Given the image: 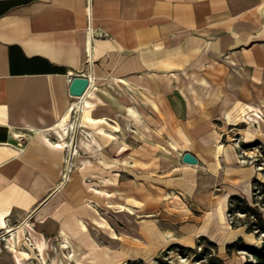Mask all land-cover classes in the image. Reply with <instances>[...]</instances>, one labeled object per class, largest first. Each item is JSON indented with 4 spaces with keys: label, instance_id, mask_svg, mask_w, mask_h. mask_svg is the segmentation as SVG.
Wrapping results in <instances>:
<instances>
[{
    "label": "crops",
    "instance_id": "crops-1",
    "mask_svg": "<svg viewBox=\"0 0 264 264\" xmlns=\"http://www.w3.org/2000/svg\"><path fill=\"white\" fill-rule=\"evenodd\" d=\"M74 76L89 78L81 96L69 93ZM250 142L264 146V0H0V264H17L8 242L21 227L23 264H122L163 249L164 238L191 237V247L197 236L244 252L227 245L259 241L224 213L260 179L239 159ZM186 151L196 163L182 161ZM128 156L133 166L121 163ZM96 176L123 185L133 228L97 211L112 196L98 207ZM143 183L151 199L164 191L179 205L178 226L162 234L152 216L144 231Z\"/></svg>",
    "mask_w": 264,
    "mask_h": 264
},
{
    "label": "rangeland",
    "instance_id": "rangeland-1",
    "mask_svg": "<svg viewBox=\"0 0 264 264\" xmlns=\"http://www.w3.org/2000/svg\"><path fill=\"white\" fill-rule=\"evenodd\" d=\"M85 117L88 120H91V121L94 120L89 115H85ZM74 118H75V113H72L69 115V120H74ZM98 120L105 121V119L103 118H100ZM72 125H73V121L67 124V128H69V133H68L69 141L68 142L71 147L68 158L75 152V149H73L72 147L74 146L72 145V143H73L74 130L76 129L75 128L76 125L74 124L75 126L73 128H72ZM118 127H119L118 124H115L113 126V128L115 129H117ZM96 129L98 133L105 135L109 137L110 139L115 138L114 134L106 130L103 124L101 123L96 125ZM146 142H149V141H146ZM119 144L120 142L118 138L110 142L111 149L114 151L116 150L114 152V155L117 152ZM149 144H150V147H149L150 152L151 151L153 152L156 150L159 151L161 149H164L165 147L164 145L156 144V143L154 144L149 143ZM237 149H238V155H239L240 161H243V163H247V164L254 166L256 171L259 172L260 181L264 182V146H262L260 143H257V142H250L249 145H245V146L238 145ZM143 158L144 160H146L145 156ZM146 158H150V157H146ZM153 158H155V154L153 155V157H151L152 160ZM79 160L83 163L86 161V157H80ZM136 162L137 161L132 156H128L124 158L123 160H121V163L126 166H133ZM142 166L145 167L144 164H142ZM111 175H116V176L119 175V168L116 167L115 169H113L111 171ZM99 176H96L97 183H94V186L90 187L89 190L92 191V193L96 195V200H98L100 204V206L98 207L103 206L102 196H105V197L112 196L110 198L112 206L107 207V209L105 210L102 208H100L99 210L97 208V211L100 213L102 217L104 215H105V218L109 217L111 219L110 222H112V224H114L116 227H118V225L124 224L125 226L127 225L129 228L130 227L133 228L134 221L129 216H126V215H129L130 210L127 207H125L127 202H126V199L122 200L123 194L120 192L123 185H121V183H103L102 177H99ZM103 184H105L106 188L110 189L111 191L109 192L108 190L104 189ZM149 186L150 185H148L147 183H143V185H141L140 188H137V190L140 193L138 195H140L141 197V200H140L141 204L138 210L135 211V213H137L138 216L136 217L138 219L140 218L142 219L144 231H147L148 229H150L151 221L149 219H151L152 216H154L153 218H157L154 222L157 221L159 223L160 228L165 227L164 225L166 223L174 224V226L175 225L178 226L182 222L181 212H178L177 210V206L179 205L176 203H172L173 201L169 202V198L166 196V193H164V191L161 193V195L159 194V196H155L154 199H151ZM240 197L244 198L245 201H247L249 205L256 207L257 211H261L262 215H264V195L259 194V193H256V195H253L252 193L251 196L246 197V196L240 195ZM178 202H180L179 199H178ZM232 203H233L232 208L235 211L234 212L232 211V213L229 212L228 211L229 205H228L224 213L226 223L231 227H244L247 230H249L248 223L250 221L251 216H246L244 213L238 211L241 208V203L239 201L234 200ZM95 204L98 205L97 202H95ZM126 206H129V205H126ZM157 208H159V211H158L159 214H157V211H156ZM174 214L176 215L180 214L179 216L177 215L180 219L174 216ZM120 221L123 224L120 223ZM92 228H94L95 233L98 235V232L97 230H95V227L93 226ZM24 229L25 227H21L15 233H13L8 242L9 243L8 248L11 251H13L15 261L17 264H23L24 258L28 256L27 251H26L27 254L25 256H20L18 254L19 250H24V249L22 248L20 249V247L19 249H17L16 246H14L16 242L17 243L19 242V239L21 237H24ZM159 231L162 234H164L165 232L163 228L159 229ZM149 232L152 233V230H150ZM251 232L252 234L255 235L256 240H258L259 242H260L261 236L264 237V235L260 233L256 235L254 230ZM182 240L186 244H192L191 237H185ZM169 241H170V238H164L162 239V242L160 243V246H162L163 249H159L157 252H154L153 254L150 253L151 255L148 252L144 251L142 258H139L138 260H133L132 262H124L122 264H183V263L207 264L209 261V258L214 257V256L219 257L220 259L225 261L227 264H233V263H236L242 260L243 258L245 259L247 258V253L245 251L244 252L242 251H231L230 252L229 251L228 253H226L225 251L221 250L217 246V244L212 242L208 237H204V236L196 237L195 244L191 246L192 250L187 249L186 248L187 245H185L184 242H172L171 244L168 245ZM209 241L212 243H210ZM37 242L41 244V247L37 246ZM97 242L98 243L102 242V238L100 237ZM67 243L68 241L66 240L63 243L62 247H66ZM43 244H44V240L42 238L36 241L35 246L37 250L41 251ZM150 244H151L150 237L144 236L143 237L144 250H146ZM148 254L150 256L147 257Z\"/></svg>",
    "mask_w": 264,
    "mask_h": 264
},
{
    "label": "trees",
    "instance_id": "trees-1",
    "mask_svg": "<svg viewBox=\"0 0 264 264\" xmlns=\"http://www.w3.org/2000/svg\"><path fill=\"white\" fill-rule=\"evenodd\" d=\"M252 193L253 195H256V193L264 195V182L260 181V179H254L252 183ZM234 200H237L241 203V208L240 210H238L239 212L244 213L246 216H251L250 221L248 223L249 230H254L256 235H258V233L264 235V215H262L261 211H257L256 207L249 205L244 198L240 197V195H233L230 197L228 202V211L231 213L232 211H235L232 208V202ZM232 247L244 250L247 253V259L241 264H264V237L261 236L260 242L256 245L244 243L240 240L227 245L228 249ZM186 248L192 250L191 247ZM207 264H224V262L219 257L214 256L209 258Z\"/></svg>",
    "mask_w": 264,
    "mask_h": 264
},
{
    "label": "water",
    "instance_id": "water-1",
    "mask_svg": "<svg viewBox=\"0 0 264 264\" xmlns=\"http://www.w3.org/2000/svg\"><path fill=\"white\" fill-rule=\"evenodd\" d=\"M89 80L86 76H74L70 79L69 93L72 96H81L88 87ZM182 161L186 163H196V158L188 151L182 155Z\"/></svg>",
    "mask_w": 264,
    "mask_h": 264
},
{
    "label": "bare ground",
    "instance_id": "bare-ground-1",
    "mask_svg": "<svg viewBox=\"0 0 264 264\" xmlns=\"http://www.w3.org/2000/svg\"><path fill=\"white\" fill-rule=\"evenodd\" d=\"M64 145H67V144H64ZM2 223H4L3 221H2ZM8 225V224H7ZM14 244H15V242H14ZM11 246V245H10ZM15 246V245H14ZM37 246L38 247H41V244L40 243H38L37 242ZM66 246V245H65ZM67 247V246H66ZM13 249V248H12ZM21 249V248H20ZM18 254L20 255V256H25L26 254H27V252H26V250H19V252H18Z\"/></svg>",
    "mask_w": 264,
    "mask_h": 264
},
{
    "label": "built area",
    "instance_id": "built-area-1",
    "mask_svg": "<svg viewBox=\"0 0 264 264\" xmlns=\"http://www.w3.org/2000/svg\"><path fill=\"white\" fill-rule=\"evenodd\" d=\"M88 30H91V29H90V26H88ZM86 58L89 59V51H87V53H86ZM88 80H89V78H88Z\"/></svg>",
    "mask_w": 264,
    "mask_h": 264
}]
</instances>
